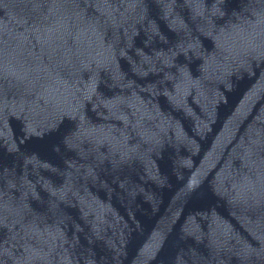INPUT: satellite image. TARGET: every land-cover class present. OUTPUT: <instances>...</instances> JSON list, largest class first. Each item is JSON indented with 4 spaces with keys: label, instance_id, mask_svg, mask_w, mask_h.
<instances>
[{
    "label": "water",
    "instance_id": "95a60500",
    "mask_svg": "<svg viewBox=\"0 0 264 264\" xmlns=\"http://www.w3.org/2000/svg\"><path fill=\"white\" fill-rule=\"evenodd\" d=\"M0 264H264V0H0Z\"/></svg>",
    "mask_w": 264,
    "mask_h": 264
}]
</instances>
